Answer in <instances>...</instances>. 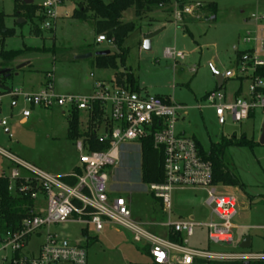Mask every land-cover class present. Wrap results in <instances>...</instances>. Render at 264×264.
<instances>
[{
	"label": "rangeland",
	"instance_id": "rangeland-1",
	"mask_svg": "<svg viewBox=\"0 0 264 264\" xmlns=\"http://www.w3.org/2000/svg\"><path fill=\"white\" fill-rule=\"evenodd\" d=\"M14 1L0 0V13L5 15L4 23L15 32V36L6 40L2 49L0 46V51L23 50L19 58L25 56L26 62H31L29 67L32 72L28 74L27 80H13L12 90H37L45 84L48 75H53V87L57 93L88 96L96 81L114 79V71L98 69L93 65L97 52H116L112 40L95 45L92 21L82 22L64 16L80 6L79 2L61 3L57 10L60 18L52 30L46 31L36 21L25 22L22 19L24 24L17 25L21 19L12 16ZM100 1L104 4L112 2ZM42 2L34 0L36 5ZM209 3L216 4L215 15L202 10ZM179 4L178 0H170L169 4L152 7L151 12L140 19L135 18L132 8L123 12L121 21L133 23L136 29L123 45L127 50L124 66L120 68L119 62L117 66L121 72H131L144 93L170 97L174 103L184 107L185 110L179 113L176 132L192 137L204 151L207 152L210 145L218 144L222 138L230 139L233 136L236 139L245 136L252 143V149H226L224 164L240 187L224 185L217 188V195L237 199V216L233 221L237 227L234 231L237 242L249 237L251 246L248 251L263 253L264 145L259 140L264 113L255 111L254 117L242 124L227 122L219 126L215 111L209 107L205 97L221 91L225 93L226 103L233 100L239 82L228 79L222 89L217 90L214 74L223 75L234 68V49L243 50L242 37L246 33L253 35L256 30L255 24L247 18L252 13H264V0H187L184 7L189 8L191 13L184 16L182 23H177L173 15ZM34 25L41 32L39 36L33 34ZM263 26L257 27L261 29ZM151 35L155 36L150 40V50L145 51L143 40ZM166 50L180 53L183 59L174 61L165 58ZM88 54L92 58L76 59ZM0 62L5 67L13 68L12 61L0 59ZM243 91H246L245 84ZM12 104L13 99L9 95L1 97L0 116L7 121L6 129L11 134V138H8L4 129H0L1 150L55 177H61L63 173L79 166L74 141L67 139L68 115L64 110L32 109L22 100H17L15 107ZM24 108L31 111V117L25 124L21 123L20 117ZM78 122L80 132L93 126L84 116L79 117ZM140 166L139 146H124L117 165L108 172L107 189L114 197H122L129 203L134 220L142 223L160 222L159 206L150 198L147 185L141 182ZM10 167L9 161L0 156V175L4 172V176H8ZM204 199L205 195L200 190L175 193V215L194 216L202 209ZM43 208L44 203L38 198L33 209L39 213ZM57 232L71 240L80 238V228L77 226H62ZM197 234L201 237L204 235L203 231ZM89 235L95 236L92 230H89ZM85 246L87 264H151L144 245L136 244L131 234L121 229L106 226L101 234L96 235L95 243H86ZM4 258L9 259L10 253L0 250V264H3Z\"/></svg>",
	"mask_w": 264,
	"mask_h": 264
},
{
	"label": "built area",
	"instance_id": "built-area-1",
	"mask_svg": "<svg viewBox=\"0 0 264 264\" xmlns=\"http://www.w3.org/2000/svg\"><path fill=\"white\" fill-rule=\"evenodd\" d=\"M60 4L59 0H43L39 5L38 17L43 30H52ZM190 13L189 8H177L174 20L182 23L184 16ZM247 20L255 24L256 30L253 35L246 33L242 37L244 49L237 51L234 68L223 74V81L239 82L236 91L239 94L229 103L221 91L205 97L215 111L219 126L227 122L242 124L251 120L255 111L264 113V26L257 27L264 24V13H252ZM106 42L103 36L96 38L97 44ZM164 57L174 61L183 59L180 53L172 50H166ZM243 84L246 85L245 94ZM8 95L32 108H57L66 114L73 110L82 112L89 121L93 119L91 130L102 145V151L90 150L89 141L83 138L75 140L78 172L55 177L0 149V156L12 166L5 176L8 190L12 194L29 195L33 208L38 198L44 203L42 212L32 209L31 215L22 221L20 230L0 237V250L10 253L9 259L2 260L3 264H87L85 245L87 237L91 238L89 230L96 236L106 226L130 233L136 244L144 245L151 264L264 261V253L239 248L245 237L237 242L234 232L237 199L217 195V188L224 185L214 182L212 164L202 156L197 141L176 132L179 113L185 108L170 97L151 96L141 90L134 92L114 79L96 82L88 96L58 94L53 87V75H48L44 86L35 93L13 90ZM95 106L99 118L94 115ZM30 114L29 110H22L21 120L28 119ZM6 125L7 122L0 119V126L5 128ZM148 139L163 156L162 182L147 185L150 198L159 206L161 221L142 223L133 219L124 198L111 194L107 183L108 172L117 165L122 148L139 146ZM63 178L73 179L74 183H66ZM186 190L202 191L205 195L203 207L194 216L175 215L173 196ZM66 225L79 227L80 238L62 237L57 229ZM200 231L203 237L197 234ZM233 246L236 248L229 249Z\"/></svg>",
	"mask_w": 264,
	"mask_h": 264
},
{
	"label": "trees",
	"instance_id": "trees-1",
	"mask_svg": "<svg viewBox=\"0 0 264 264\" xmlns=\"http://www.w3.org/2000/svg\"><path fill=\"white\" fill-rule=\"evenodd\" d=\"M60 3L65 2H79L80 6L76 7L70 19L77 21H92L94 34L103 36L107 41L112 40L116 48L115 53H110L105 56H98L94 58L93 65L98 69H111L114 71V80L118 84H126L134 92H139L140 88L137 80L131 72H121L117 66L120 63V68L124 66L127 50L123 48L126 39L135 31L133 23H123L121 21L122 13L132 8L134 10L135 18L140 19L143 15L151 12L152 7L169 4L170 0H112L109 4H104L100 0H59ZM187 0H178L179 10L184 8ZM204 12H209L212 15L217 13V6L215 3H209L202 9ZM39 6L31 4L25 5L20 0L14 1L13 17L15 19H24L25 22L36 21L41 22L38 17ZM5 15L0 13V46L4 47L6 40L15 36L13 29L5 27ZM33 34L39 36L40 30L36 25L33 26ZM23 50L18 51H0V59L4 62H11L22 56ZM238 55V54H237ZM4 68L3 63H0V71ZM14 70L8 74L0 77V97L10 94L11 88L7 84L12 78ZM224 84H222L223 87ZM221 87V89H222ZM94 115L97 118L98 107L94 108ZM83 116L80 111H71L68 114L67 139L75 141L83 138L89 141V149L92 151H102V145L97 142L95 135L91 128L85 132H80L78 118ZM99 118V117H98ZM252 118V116H251ZM90 120L89 122H92ZM202 156L209 161L213 167V180L215 183H222L225 186L240 187L237 179L230 173L223 161V155L226 149L231 147L249 148L254 146L247 141L245 136L236 139L234 136L230 139L222 138L218 144H212L206 152L197 142ZM139 151L141 155L140 179L142 184L151 185L159 184L163 180V156L160 151L153 148L150 139L142 141L139 144ZM73 173L78 171L74 169ZM66 183L73 184L74 180L70 178L62 179ZM9 183L5 176H0V237L8 232H15L21 229L22 221L28 218L33 209V202L29 195L15 193L12 194L9 190ZM84 235H86L84 233ZM88 244L96 242V237H87ZM262 241L264 244V231L262 234ZM264 253V248H263ZM251 264H264V261L254 262Z\"/></svg>",
	"mask_w": 264,
	"mask_h": 264
},
{
	"label": "crops",
	"instance_id": "crops-1",
	"mask_svg": "<svg viewBox=\"0 0 264 264\" xmlns=\"http://www.w3.org/2000/svg\"><path fill=\"white\" fill-rule=\"evenodd\" d=\"M33 1V3L32 4H34V5H36L35 3H34V0H32ZM65 3H69V2H65ZM40 4H37V6H39ZM73 10L74 9H72V11L70 12V14H68L67 15V13H65V18H67V17H71V14H72V12H73ZM241 14H243L244 12H240ZM60 18V16L59 15H57V19H59ZM5 27L7 28V29H13V28H8L6 25H5ZM96 38H97V36H96ZM95 45H102V44H104V43H102V44H97L96 43V39H95V43H94ZM234 51L236 52V55H237V51H238V49L236 48V49H234ZM86 53V52H85ZM98 53V52H97ZM78 55V54H77ZM92 58V57H91ZM27 60L25 59V56L24 57H21V58H18V59H16V60H14V61H12V66H13V68H9V67H5L4 66V68H3V70H14L15 71V69L17 68V67H19V66H21V65H25V67L23 68V69H21V70H19V71H17V75H14L13 74V76H12V78L8 81V85L10 86V88H11V91H13L12 90V87H11V84H13L12 82H13V80H17V79H19V78H21V80H24L25 78H26V80H27V77L29 76L28 74H30L31 72H32V70H30V67H29V65L31 64V62H26ZM1 63V62H0ZM90 76H92V75H90ZM96 82H109V81H96ZM95 82V83H96ZM138 82V81H137ZM224 82L225 81H223V84H224ZM95 85V84H94ZM94 85H93V88H94ZM139 85V84H138ZM44 85H42L39 89H37V90H34L33 88H27V89H25V90H23V89H19V90H21V91H23V92H26V93H35V92H37V91H39L42 87H43ZM93 88H92V91H93ZM239 88V87H238ZM238 90V89H237ZM242 92L245 94L246 93V91L244 92L243 91V89H242ZM59 94V93H58ZM239 94V92H235V95H238ZM72 95H74V94H72ZM76 95V94H75ZM78 95V94H77ZM78 96H83V95H78ZM13 99V104H12V107H15L16 106V102H17V100H20L19 98H17V99H15V98H12ZM32 108V107H31ZM32 109H34V108H32ZM23 110H28V109H26V108H24ZM61 110V109H60ZM30 111V110H29ZM30 113H31V111H30ZM68 115V114H67ZM83 116L85 117V115L83 114ZM30 117H31V114H30ZM30 117L28 118V119H26V120H21V123H23V124H25V123H27V121L30 119ZM0 119H2L1 118V116H0ZM2 120H5V119H2ZM6 121V120H5ZM7 122V121H6ZM6 127H7V125H6ZM6 127L4 128V127H1L0 126V129H4V134L5 135H7V134H10V131L9 130H7L6 129ZM11 135V134H10ZM20 159V158H19ZM28 163V162H27ZM75 168H77L76 166H75ZM74 168V169H75ZM11 169H12V167H10L9 168V173H10V171H11ZM74 169H72V170H74ZM72 170L70 171V172H66V173H63V175L61 176V177H63V176H66V175H68V174H70V173H72ZM4 176V172L0 175V176ZM5 176H7V175H5ZM102 233V232H101ZM100 233V234H101ZM96 237V236H95Z\"/></svg>",
	"mask_w": 264,
	"mask_h": 264
},
{
	"label": "water",
	"instance_id": "water-1",
	"mask_svg": "<svg viewBox=\"0 0 264 264\" xmlns=\"http://www.w3.org/2000/svg\"><path fill=\"white\" fill-rule=\"evenodd\" d=\"M22 3H24L25 5H31L33 3L32 0H20ZM24 24L23 20H19L17 22V25H22ZM155 35H151V36H147L144 38V43H143V49L145 51H149L150 50V40L151 38H153ZM109 52L108 51H103V52H98L96 53L94 56L98 57V56H105L108 55ZM92 55L88 54V55H83V56H78L76 57L77 60H84V59H89L91 58ZM25 67V65H21L19 67H17L15 69L14 75H17V71L23 69ZM10 72V70H2L0 71V77L3 76L4 74H8ZM215 75V79H216V88L217 90H220L223 84V75H218V74H214ZM259 143L261 145H264V123L262 124L261 127V136H260V140ZM251 246V239L249 237H245L242 239L239 248L243 249V250H248ZM243 264H249L248 262H245Z\"/></svg>",
	"mask_w": 264,
	"mask_h": 264
}]
</instances>
